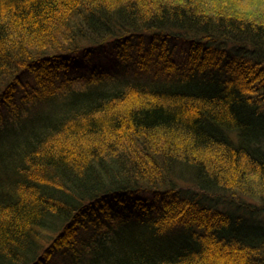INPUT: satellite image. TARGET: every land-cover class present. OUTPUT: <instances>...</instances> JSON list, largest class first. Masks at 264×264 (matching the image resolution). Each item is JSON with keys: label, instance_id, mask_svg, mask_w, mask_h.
<instances>
[{"label": "trees", "instance_id": "trees-1", "mask_svg": "<svg viewBox=\"0 0 264 264\" xmlns=\"http://www.w3.org/2000/svg\"><path fill=\"white\" fill-rule=\"evenodd\" d=\"M214 1L0 0V264H264V20Z\"/></svg>", "mask_w": 264, "mask_h": 264}, {"label": "rangeland", "instance_id": "rangeland-1", "mask_svg": "<svg viewBox=\"0 0 264 264\" xmlns=\"http://www.w3.org/2000/svg\"><path fill=\"white\" fill-rule=\"evenodd\" d=\"M219 3L220 4V9L228 10V11H233L237 10L239 13H244L246 12L247 14H251L252 16L264 20V0H216L214 3ZM172 57H174L176 60L180 57L179 51H176ZM98 62L102 63L105 62L104 59H97ZM190 60L189 58L186 59V63H189ZM132 75V74H130ZM142 76H147L145 74H142ZM246 80L249 83H256L258 80L256 76L254 75H249L245 77ZM58 260V259H56Z\"/></svg>", "mask_w": 264, "mask_h": 264}]
</instances>
